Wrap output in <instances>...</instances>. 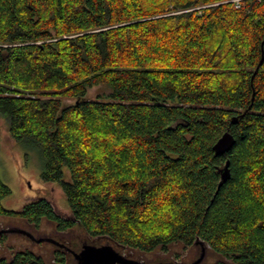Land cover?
Here are the masks:
<instances>
[{
  "label": "trees",
  "instance_id": "1",
  "mask_svg": "<svg viewBox=\"0 0 264 264\" xmlns=\"http://www.w3.org/2000/svg\"><path fill=\"white\" fill-rule=\"evenodd\" d=\"M0 118L71 212L44 198L9 212L0 180L1 218L264 264V0H0ZM0 264L48 263L24 248Z\"/></svg>",
  "mask_w": 264,
  "mask_h": 264
},
{
  "label": "rangeland",
  "instance_id": "2",
  "mask_svg": "<svg viewBox=\"0 0 264 264\" xmlns=\"http://www.w3.org/2000/svg\"><path fill=\"white\" fill-rule=\"evenodd\" d=\"M108 92L104 85H97L89 90L87 96L93 99ZM41 163L38 149L16 144L8 134L6 122L0 118V180L11 192L2 200L3 208L9 212L19 211L26 203L44 198L60 216L70 218L71 212L59 186L46 184L40 180ZM69 179L65 173L64 180L69 181ZM53 229L54 226L47 221H43L41 227L34 231L26 223L0 217V256L8 258L17 250L26 248L39 254L48 264H53L55 248L45 242L46 239L53 238L56 243H61L67 249L72 248L73 252H79L84 244L95 247L110 246L124 257L144 264H192L197 262L202 253L203 258L197 264H213L221 260L206 245L201 244L192 247L176 245L166 252L143 254L118 246L106 238H89L79 228H73L64 234H59ZM18 230H26L35 240L43 239V241L36 244L34 240L20 234ZM66 254L67 251L64 252V256L69 258Z\"/></svg>",
  "mask_w": 264,
  "mask_h": 264
},
{
  "label": "water",
  "instance_id": "3",
  "mask_svg": "<svg viewBox=\"0 0 264 264\" xmlns=\"http://www.w3.org/2000/svg\"><path fill=\"white\" fill-rule=\"evenodd\" d=\"M233 121H235V119H233ZM233 142H235L233 136L229 132H225L219 138V140L214 143L213 151L215 155L220 156L228 153L234 145ZM228 166L229 162L226 163L225 169H223L224 171L222 172L220 183L226 182L230 177L229 171L227 170ZM18 231L20 234L28 237L29 239L34 240L36 244L43 241V239L35 240L31 236V234L27 233L26 231ZM46 241L57 246L64 247L63 245L56 243V241L54 240L46 239ZM70 253L75 261V264H144L124 257L123 255L117 253V251L110 246L95 247L92 245L84 244L82 245L79 252L70 251ZM202 258L203 253L200 255V258L197 260V262H194L192 264H197L201 261Z\"/></svg>",
  "mask_w": 264,
  "mask_h": 264
},
{
  "label": "built area",
  "instance_id": "4",
  "mask_svg": "<svg viewBox=\"0 0 264 264\" xmlns=\"http://www.w3.org/2000/svg\"><path fill=\"white\" fill-rule=\"evenodd\" d=\"M244 0H233V3L235 4V6L238 8L241 5V2Z\"/></svg>",
  "mask_w": 264,
  "mask_h": 264
}]
</instances>
